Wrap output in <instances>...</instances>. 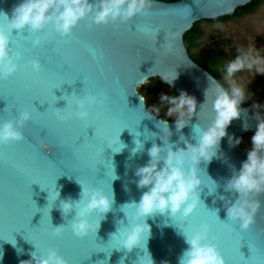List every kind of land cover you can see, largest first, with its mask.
<instances>
[{"label":"water","instance_id":"obj_1","mask_svg":"<svg viewBox=\"0 0 264 264\" xmlns=\"http://www.w3.org/2000/svg\"><path fill=\"white\" fill-rule=\"evenodd\" d=\"M250 1L152 0L146 14L128 23L98 26L90 18L81 20L71 41L58 42L57 54L49 57L48 71L41 75L34 74L30 67L25 69L26 60L20 61L21 68L15 79L0 85V95L6 99L0 98V114L6 108L0 124L10 118L12 112L15 114L17 104L30 108L34 99H37L33 104L39 112L49 111L41 114L34 124L27 122L21 129L23 135L27 133V143L16 145L11 152H0L5 162L0 167V264H23L31 260V253L36 251L45 256L46 246L57 243L61 247L52 249H57L72 264H121V261L122 264H179L180 256L189 247L181 231L192 230L182 217H149L151 235L147 245L131 252L116 249L121 240L118 229L128 226L135 212L133 207L122 206L133 201L138 203L147 191L137 186L136 169L149 161L147 150L153 143L163 146L159 139L162 130L156 127L163 117L147 118V102L141 101L138 86L151 77L171 79L178 74L171 86L179 94L187 92L196 99L197 113L179 133L175 118L168 119L173 132L170 141L184 148L186 145L180 140L182 135L189 142L197 143L194 127L197 124L206 127L214 115L211 92L207 105L200 109L205 103V91L213 80L225 85L193 58L185 42V33L198 20L233 13ZM21 2L0 0V12H7L11 18L13 7ZM6 23L0 16V26ZM145 29L150 30V34L145 35ZM28 34L24 32L25 36ZM54 38L55 33H51L42 44ZM46 55L47 50L42 47L30 58ZM41 63L46 64V61ZM101 92L108 99L103 105L90 106L91 115L87 120L75 116L58 120L54 114L61 111L58 109H63L65 114L71 112L77 96H99ZM240 109V118L232 121L227 128L228 135L221 140L218 156L211 163L200 165L205 169L201 172L204 184L200 192L204 209L198 208L194 215L204 219V223L214 222L207 211L216 212L217 209L219 219L228 222L226 204L228 200L235 202L238 193L226 191L225 186L234 172L242 168L251 150L235 141L248 131H257L259 120H264L243 103ZM136 133L140 135L137 137ZM151 133L157 135L152 137ZM135 139L141 140L145 147L143 152L133 156ZM76 141L85 143L78 148ZM120 143L127 147L118 152L122 147ZM9 160L15 163V169L9 168ZM213 181L218 185L214 193L209 188L215 191ZM80 183L89 188L100 185L109 195L114 193L112 210L101 220L97 233L84 239L78 238L68 226L76 217V209L73 208L67 218L60 209L61 200L80 199ZM56 191L60 193L58 200ZM220 196L227 200L219 199ZM258 198L262 207L255 223L244 231L246 237L241 240L240 252L245 260L251 258L249 240L254 264H264L261 254L264 252V194ZM99 221L98 218L97 223ZM60 225L66 226L62 234L53 235V228ZM234 227L240 231L238 223ZM220 231L224 232L221 243L224 254L238 259L236 249L243 237H232L225 230ZM32 242L37 244V249Z\"/></svg>","mask_w":264,"mask_h":264},{"label":"clouds","instance_id":"obj_2","mask_svg":"<svg viewBox=\"0 0 264 264\" xmlns=\"http://www.w3.org/2000/svg\"><path fill=\"white\" fill-rule=\"evenodd\" d=\"M151 6L152 0H94V2L93 0H22L13 7L11 18L7 12H0V16L8 21L7 28L0 26V78H6L17 72L20 67L18 61L22 58V53H14L11 48L10 32L23 33L29 30L38 33L51 26L61 36L67 37L85 18L91 17L94 24L128 23L136 16L146 14ZM144 32L145 35L150 34L148 29ZM33 43L39 46L42 41L37 37ZM238 52L239 54L225 65L224 79L229 87L225 88L213 80L205 91V103L200 105V109L207 105L211 92L213 96L211 108L214 115L206 127L199 124L194 127V138L197 143L193 144L181 135L180 140L186 147H178L170 141L173 132L168 126V118L171 117L175 118V128L178 133L191 123L192 117L197 113V101L194 97L187 92H181L178 96L162 93L161 105L148 108L147 118L151 119L154 115H159L161 108L167 105L165 118L156 125L162 130L163 134L159 139L163 141V146L153 143L147 150L149 161L136 169L135 175L139 178L137 186L147 191L143 192L138 203L133 201L122 206L133 207L135 212L129 225L118 229L121 237L118 250L126 249L131 252L136 247L147 245L151 235V226L147 223L149 217L170 215L172 219L182 217L187 220L203 203L200 199L201 186L204 184L201 172H205V169L200 165L202 162L211 163L213 158L218 156L221 140L228 135L227 128L232 121L240 118V105L246 99L244 88L238 86L233 77L240 71L253 69L264 74V60L258 53H254L253 50ZM31 68L40 71V61L32 60ZM177 75L171 79L165 77L164 82L171 85ZM148 83L149 81H145L144 84ZM107 99V95L103 92L99 96L94 94L77 96L75 108L71 112L64 114L63 109L57 108L61 110L57 112L58 118L65 120L75 116L77 119L87 120L91 115L89 107L97 103L103 104ZM140 99L142 102L146 101L144 95H141ZM141 106H144L143 103ZM32 118V113L25 110L20 114L19 119L5 120L0 124V144L23 140L21 129ZM257 119L259 120V117ZM259 121L258 130L251 138L252 147L248 159L243 162L238 172H234L225 186L226 191L238 193L235 202L228 200L226 204L227 218L238 222L243 231H247L255 223L256 215L262 207L258 197L264 194V120ZM245 129L247 130V125ZM139 135L140 133H136L137 137ZM156 135L157 133H151L152 137ZM235 143L239 144L240 141L236 140ZM120 144L122 147L118 152L127 147L126 144ZM134 144L136 147L132 150L133 156L143 152L145 147L139 139H135ZM213 183L216 188L211 192L214 193L218 185L215 181ZM80 185L82 187L80 199L61 200L60 209L65 218L73 208L76 209V217L68 226L77 237L85 238L93 232L97 233L101 220L112 210L114 193L109 195L102 189L85 187L81 183ZM58 199L60 193L56 191V200ZM219 199L227 200V197L220 196ZM218 212L217 209V216ZM91 215L100 217L99 223H93L89 219ZM65 227V225L55 227L53 235H61ZM210 230L211 225L204 223L191 232L181 231L189 247L180 256L179 264H226L217 246L208 240ZM116 236L117 234H113V237ZM31 257V260L24 261L23 264H68L57 249H49L45 256L39 255L37 251L32 252Z\"/></svg>","mask_w":264,"mask_h":264},{"label":"rangeland","instance_id":"obj_3","mask_svg":"<svg viewBox=\"0 0 264 264\" xmlns=\"http://www.w3.org/2000/svg\"><path fill=\"white\" fill-rule=\"evenodd\" d=\"M199 25L203 29L202 34L195 32L188 34L190 52L202 59L216 57L217 65L224 75L225 65L239 54V50H253L264 60V2L243 16H234L227 20L201 19ZM233 80L244 88L247 97L264 104V74L256 72L255 69L243 70L236 73ZM147 81L148 84L144 82L138 88L140 87V93L146 97L148 108L161 105L162 93L174 96L171 92L172 86L162 83L159 78L155 77ZM166 111L167 105L161 108L158 116L165 118ZM254 134L255 131H249L241 135L238 140L244 147L251 149V138Z\"/></svg>","mask_w":264,"mask_h":264},{"label":"snow or ice","instance_id":"obj_4","mask_svg":"<svg viewBox=\"0 0 264 264\" xmlns=\"http://www.w3.org/2000/svg\"><path fill=\"white\" fill-rule=\"evenodd\" d=\"M140 15H143V14H140ZM91 19V17H89ZM6 21L7 19L4 18ZM96 25H104V26H107L108 24H96ZM6 28L8 27V21L7 23L4 25ZM79 27V24L73 28L72 30V33L67 36V37H64V36H61L59 33H57L53 27H49L48 29H45L41 32H38V33H32L30 32L29 30H25L27 31L29 34L27 36L24 35V32L23 33H18L16 35L13 34V32H10V36H11V40H12V43H11V48L13 50V52H20L22 53V58L19 59L18 63L20 65L19 69L17 72H15L13 75L11 76H8L6 78H0V85H2L5 81H13L17 75V73L20 71V68H21V64H20V61H23V60H26V63L24 64V67L25 69L27 68H31V61L32 60H36L38 59L41 63V61H46V64L45 63H41V69L40 71H34L32 70V72L36 75H41L43 73H45L46 71H48V68H49V57H54L56 54H57V45H58V42H69L71 41L74 37H75V30L76 28ZM51 33H55V38L51 40V42L47 43V44H40L39 46H35L33 41L39 37L42 40H47L49 35ZM45 48L47 50V53L48 55L46 56H41L39 58H30L31 54H33L36 50L40 49V48ZM84 81V80H83ZM85 83V81H84ZM0 98H4L3 95H0ZM57 98V97H56ZM6 100V99H5ZM34 100H37V99H34ZM31 102V107L30 108H25L21 103L17 104V106L15 107L16 109V112L15 114L12 112V116L10 118H8L7 120H17L19 119V116L20 114L25 111V110H28L32 113V120L28 121V123L30 122L31 124H34L36 119L40 117L41 114H47L49 109L46 111V112H39L34 104H33V101ZM103 105V104H101ZM5 109H3V114H0V117H4L5 116ZM55 115H57V113H54ZM65 114V113H64ZM57 119L58 120H61L58 118V115H57ZM27 125L25 124L24 127H26ZM79 140V139H78ZM77 140V141H78ZM76 141V146L79 148L80 146H82L84 143H81V144H78ZM28 142V139H27V133L25 132L24 134V139L21 140V141H17V142H11V143H8V144H0V152H2L3 150H8L9 152H11V150L18 144L20 143H27ZM4 159L2 156H0V167H3L4 166ZM8 166L9 168L11 169H15L16 168V165L15 163L12 161V160H9L8 162ZM116 178V177H114ZM209 187V186H208ZM92 188H98V189H102L103 191H105V189L102 187V186H97L96 184H94L92 186ZM210 190L211 187H209ZM106 192V191H105ZM203 207L204 209V205L203 203L201 204V206L199 208ZM207 213H209L213 218H214V222L210 223L208 222V224L211 225V230L208 234V240L215 244L218 248V250L220 251V253L222 254V256L224 257L225 261H227V264H254V261H253V251H252V247L250 246V242L248 240V246L252 252V256L250 259L248 260H245L244 258V255L240 252V248H241V240L245 239V233L243 230H241L240 228V231H236L235 229V225L238 223V222H235L233 223V221L231 220H228V222H225V221H222L220 220L219 218L216 217V212L215 211H207ZM93 217H95L94 219H92ZM96 215H91L89 217V219L93 222V223H96L98 218L101 219L100 217H98ZM130 222V221H129ZM204 224V219H201L197 216H195L194 214H192L190 217H188L187 219V225L189 226H192V230H195L197 228H199L201 225ZM239 224V223H238ZM240 227V226H239ZM54 229V228H53ZM221 229L225 230L228 234H230L232 237H235L237 235L243 237L242 239L239 240V243H238V246H237V256H238V259H231L230 257L226 256L224 254V251L221 247V243L224 239V232L220 231ZM190 231V232H191ZM14 233V232H13ZM12 233V235H13ZM54 233V231H53ZM3 238V237H2ZM80 238V237H78ZM86 238V237H85ZM4 239V238H3ZM80 239H84V238H80ZM5 240V239H4ZM9 242L13 243V241L9 240ZM35 244L36 246V249H37V244L35 242H32ZM47 247V250L49 249H52L53 247L59 249L61 247V245L59 243H57L56 245H48L46 246ZM117 249V248H116ZM43 250V249H41ZM262 255H264V252L261 253ZM68 261V264H72V261L66 259Z\"/></svg>","mask_w":264,"mask_h":264},{"label":"trees","instance_id":"obj_5","mask_svg":"<svg viewBox=\"0 0 264 264\" xmlns=\"http://www.w3.org/2000/svg\"><path fill=\"white\" fill-rule=\"evenodd\" d=\"M262 2H264V0H251L250 2H248V3L244 4V5H241V6L237 7L236 10L233 13L224 14V15H221V16H219L217 18L218 19H221V20H227V19L232 18L234 16H237V17L243 16V15H245V14H247V13L252 12L253 10H255ZM205 19L212 20L214 18H205ZM192 32H195V33H197L199 35L202 34L203 29L199 25V20L196 21L194 23V25L185 33V42H186V45H187L189 51H191V50H190V45L188 44V41H187V37H188V34H190ZM191 55L193 56V58L195 60H197L198 62H200L208 70H210L216 77H218L219 80L225 85L226 88L229 87V85L226 83V81L224 79V74H223L222 69H220L218 67V65H217V62L218 61H217V58L216 57H210V58L202 59L201 57H199V56H197L195 54H192L191 53ZM155 77L156 78H159L162 83H164L166 85H169V84L165 83L164 82V79L161 78L160 76H155ZM155 77H151V79H153ZM171 92H172V94L174 96H178L179 95V93L177 92V90H175L173 87H171ZM243 104L245 106H247L253 113L257 114L258 116H260L262 118H264V104H261L258 101H255L253 99H250L247 96H246V99L243 102ZM256 105H258V106H256ZM164 116H166V114H164Z\"/></svg>","mask_w":264,"mask_h":264},{"label":"bare ground","instance_id":"obj_6","mask_svg":"<svg viewBox=\"0 0 264 264\" xmlns=\"http://www.w3.org/2000/svg\"><path fill=\"white\" fill-rule=\"evenodd\" d=\"M143 84V83H142Z\"/></svg>","mask_w":264,"mask_h":264}]
</instances>
